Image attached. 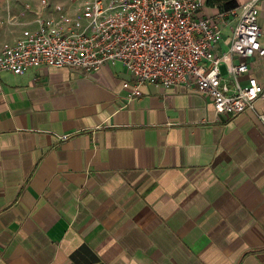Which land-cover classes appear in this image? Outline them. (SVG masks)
Returning a JSON list of instances; mask_svg holds the SVG:
<instances>
[{"label": "crops", "instance_id": "obj_1", "mask_svg": "<svg viewBox=\"0 0 264 264\" xmlns=\"http://www.w3.org/2000/svg\"><path fill=\"white\" fill-rule=\"evenodd\" d=\"M258 21L264 46V0ZM132 79L0 71V264H264V99L231 116L192 86L130 99Z\"/></svg>", "mask_w": 264, "mask_h": 264}, {"label": "built area", "instance_id": "obj_2", "mask_svg": "<svg viewBox=\"0 0 264 264\" xmlns=\"http://www.w3.org/2000/svg\"><path fill=\"white\" fill-rule=\"evenodd\" d=\"M69 1L40 0L31 24L14 43L1 46L0 71L65 66L93 72L120 61L133 75L124 82L130 99L143 95L144 84L192 86L212 98L218 114L231 116L264 99V84L257 78L250 77L245 86L240 82L251 59L264 56L261 0L210 16L201 14L204 0ZM226 27L231 35L224 50ZM258 116L264 123V113Z\"/></svg>", "mask_w": 264, "mask_h": 264}, {"label": "rangeland", "instance_id": "obj_3", "mask_svg": "<svg viewBox=\"0 0 264 264\" xmlns=\"http://www.w3.org/2000/svg\"><path fill=\"white\" fill-rule=\"evenodd\" d=\"M37 4L38 0H0V48L31 24Z\"/></svg>", "mask_w": 264, "mask_h": 264}, {"label": "trees", "instance_id": "obj_4", "mask_svg": "<svg viewBox=\"0 0 264 264\" xmlns=\"http://www.w3.org/2000/svg\"><path fill=\"white\" fill-rule=\"evenodd\" d=\"M239 4V0H206V5L216 7L219 11L236 8Z\"/></svg>", "mask_w": 264, "mask_h": 264}]
</instances>
